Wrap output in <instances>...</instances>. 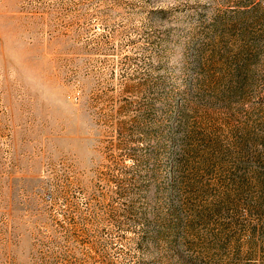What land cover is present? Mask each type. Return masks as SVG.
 Listing matches in <instances>:
<instances>
[{
	"label": "rangeland",
	"instance_id": "374dc122",
	"mask_svg": "<svg viewBox=\"0 0 264 264\" xmlns=\"http://www.w3.org/2000/svg\"><path fill=\"white\" fill-rule=\"evenodd\" d=\"M0 264H264V0H0Z\"/></svg>",
	"mask_w": 264,
	"mask_h": 264
},
{
	"label": "clouds",
	"instance_id": "9594fccd",
	"mask_svg": "<svg viewBox=\"0 0 264 264\" xmlns=\"http://www.w3.org/2000/svg\"><path fill=\"white\" fill-rule=\"evenodd\" d=\"M29 84L41 96L46 97V98L50 97V93H49L47 86L39 78L30 77L29 78ZM52 99L54 100V97H52Z\"/></svg>",
	"mask_w": 264,
	"mask_h": 264
}]
</instances>
